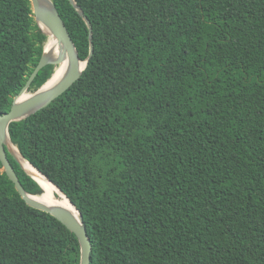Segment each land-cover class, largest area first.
I'll return each instance as SVG.
<instances>
[{
    "label": "trees",
    "instance_id": "trees-1",
    "mask_svg": "<svg viewBox=\"0 0 264 264\" xmlns=\"http://www.w3.org/2000/svg\"><path fill=\"white\" fill-rule=\"evenodd\" d=\"M75 1L93 26L89 65L9 133L83 216L91 264H264V0ZM52 2L86 61L87 24ZM47 40L30 0H0V115ZM80 260L76 235L30 207L0 161V264Z\"/></svg>",
    "mask_w": 264,
    "mask_h": 264
},
{
    "label": "water",
    "instance_id": "water-1",
    "mask_svg": "<svg viewBox=\"0 0 264 264\" xmlns=\"http://www.w3.org/2000/svg\"><path fill=\"white\" fill-rule=\"evenodd\" d=\"M30 1L32 4L33 14L37 24L48 36L45 51L47 49H55L57 51V57L54 59L48 58L44 51L43 57L39 65L34 70L25 87L17 96L14 97L10 111L0 115V161L2 162L4 171L6 172L9 179L14 183L16 190L21 195L22 199L30 207L52 215L54 218L59 220L68 230L74 233L78 238L81 247L80 264H91L93 244L89 237L88 229L81 213L79 212V218L62 205L49 204L48 202H46L45 197L47 196V193L42 186L41 187L43 188L44 193L41 196H35L28 193L23 187L8 157L9 153L21 165L25 172L34 180H36L34 176L24 168L17 154L9 146V144H12L14 146L9 133L10 125L14 122L25 120L28 117L36 114L37 112L49 107L55 100H57L64 93H66L81 78L83 72L89 65L91 57L94 54L93 26L83 9L77 4L75 0H70V2L77 10L79 15L83 18L89 29L90 56L86 61H82L80 59L77 47L67 29L63 18L61 17L58 9L56 8L52 0H47L48 3H44L42 2V0ZM83 62L86 63V66L84 69H81L80 64ZM64 63H67V70L62 80L55 86L49 89H45L53 79L57 70L59 69L58 67H61ZM49 65L57 67L53 77L37 92L29 94V89L38 74L40 73V71ZM47 179L49 180V178ZM49 182L55 185L52 181L49 180ZM55 187L77 209V207L66 196V194L56 185ZM38 197H40L42 200H38Z\"/></svg>",
    "mask_w": 264,
    "mask_h": 264
},
{
    "label": "bare ground",
    "instance_id": "bare-ground-1",
    "mask_svg": "<svg viewBox=\"0 0 264 264\" xmlns=\"http://www.w3.org/2000/svg\"><path fill=\"white\" fill-rule=\"evenodd\" d=\"M42 2H46L48 3L47 0H42ZM45 54L48 58H56L57 57V51L51 50V49H47L45 51ZM86 66L85 64H80L81 69H84ZM59 69L57 70V72L55 73L54 78L51 80V82L47 85V87L45 89H49L53 86H55L57 83H59L62 78L64 77L66 70H67V63H64L61 67H58ZM10 148L13 149L14 152H16L17 148L15 146H13L12 144H9ZM17 156L19 157V159L21 160L24 168L34 176V178L40 183V185L45 189L47 196L45 197L46 202H48L49 204H58V205H62L63 207L67 208L68 210H70L73 214H75L76 216H78L80 218V214L79 211L71 204V202L63 195L60 193V191L55 187V185H53L51 182L48 181L47 178H44L37 170H35L33 167H31L22 157L20 154H17ZM61 197V199L58 198ZM38 200H42L40 197L37 198Z\"/></svg>",
    "mask_w": 264,
    "mask_h": 264
},
{
    "label": "rangeland",
    "instance_id": "rangeland-1",
    "mask_svg": "<svg viewBox=\"0 0 264 264\" xmlns=\"http://www.w3.org/2000/svg\"><path fill=\"white\" fill-rule=\"evenodd\" d=\"M55 76V75H54ZM54 78V77H53ZM29 94H31V93H29ZM16 154H20L19 153V151H18V149L16 150V152H15ZM59 196V195H58ZM60 199H61V197H60Z\"/></svg>",
    "mask_w": 264,
    "mask_h": 264
}]
</instances>
